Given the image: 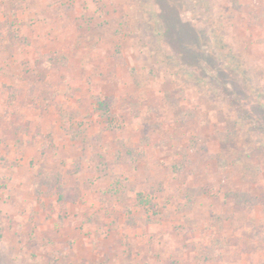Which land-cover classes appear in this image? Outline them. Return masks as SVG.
<instances>
[{
    "label": "rangeland",
    "instance_id": "1",
    "mask_svg": "<svg viewBox=\"0 0 264 264\" xmlns=\"http://www.w3.org/2000/svg\"><path fill=\"white\" fill-rule=\"evenodd\" d=\"M68 2L0 87V264H264V0Z\"/></svg>",
    "mask_w": 264,
    "mask_h": 264
},
{
    "label": "crops",
    "instance_id": "2",
    "mask_svg": "<svg viewBox=\"0 0 264 264\" xmlns=\"http://www.w3.org/2000/svg\"><path fill=\"white\" fill-rule=\"evenodd\" d=\"M68 1L70 0H0V21L7 22L15 29L11 51L0 54V64L4 68L0 73V87L9 85L6 87L15 90L16 75L23 74V55L36 62L40 56L49 55L50 51L65 52L70 49L67 47L69 44L75 45L77 38L70 34V29L64 28V23L60 25L58 22L65 18L72 27L69 19L73 16L70 14L79 9L75 7V2L72 5ZM22 39H25L27 46L21 43ZM3 40L8 41L7 38ZM8 75L15 76L13 82V78L7 77ZM257 216L263 217L260 211Z\"/></svg>",
    "mask_w": 264,
    "mask_h": 264
},
{
    "label": "trees",
    "instance_id": "3",
    "mask_svg": "<svg viewBox=\"0 0 264 264\" xmlns=\"http://www.w3.org/2000/svg\"><path fill=\"white\" fill-rule=\"evenodd\" d=\"M4 29H7L8 30V32H9V34H12L11 35V38H12V36H13V33H12V29H11V25L10 24H8L7 22H3V21H0V35L2 34V31L4 30ZM14 37V36H13ZM12 40V39H11ZM47 58H49V57H47ZM49 59H47V60H44L45 62H48L49 63V61H48ZM99 105H98V109L106 116V117H108L109 116V108L106 106V104L104 103V102H99L98 103ZM103 108H105V109H103ZM245 196H247L246 194H243V193H238V194H235V198H236V200H237V202H238V204L239 205H247V204H245V202H243V197H245ZM248 197V196H247Z\"/></svg>",
    "mask_w": 264,
    "mask_h": 264
}]
</instances>
